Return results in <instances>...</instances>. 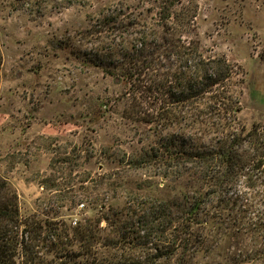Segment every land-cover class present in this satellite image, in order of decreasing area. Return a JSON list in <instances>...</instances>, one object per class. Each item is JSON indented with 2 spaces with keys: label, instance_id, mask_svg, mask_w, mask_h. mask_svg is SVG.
Masks as SVG:
<instances>
[{
  "label": "trees",
  "instance_id": "16d2710c",
  "mask_svg": "<svg viewBox=\"0 0 264 264\" xmlns=\"http://www.w3.org/2000/svg\"><path fill=\"white\" fill-rule=\"evenodd\" d=\"M150 1L149 20L143 0L90 19L95 45L81 56L124 85L121 117L158 134L138 156L102 153L116 169L99 184L116 192L125 180L129 196L114 206L87 189L71 206L80 218L23 215L0 175V264H264V140L240 121L234 68L205 52L189 2ZM148 167L162 187L135 174Z\"/></svg>",
  "mask_w": 264,
  "mask_h": 264
},
{
  "label": "rangeland",
  "instance_id": "374dc122",
  "mask_svg": "<svg viewBox=\"0 0 264 264\" xmlns=\"http://www.w3.org/2000/svg\"><path fill=\"white\" fill-rule=\"evenodd\" d=\"M139 1L0 0V175L16 190L23 215L80 218L82 207L71 206L87 189L92 201L97 193L122 205L133 186L124 180L114 192L99 184L116 169L102 153L138 156L158 145L153 125L121 117L124 85L81 59L95 45L84 37L90 19L130 12L126 6ZM148 2L142 4L147 20L153 14ZM182 2L195 9L194 32L205 52L233 66L240 121L256 126L264 140V0ZM158 171L135 174H154L160 188ZM198 262L212 263L207 257Z\"/></svg>",
  "mask_w": 264,
  "mask_h": 264
}]
</instances>
